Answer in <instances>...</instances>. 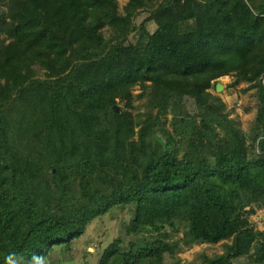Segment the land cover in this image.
<instances>
[{
	"label": "trees",
	"instance_id": "1",
	"mask_svg": "<svg viewBox=\"0 0 264 264\" xmlns=\"http://www.w3.org/2000/svg\"><path fill=\"white\" fill-rule=\"evenodd\" d=\"M227 75L257 90L249 143L209 91ZM262 76L264 0H127L122 12L118 0H0V264H49L115 207L128 240L98 264H164L180 246L220 241L203 264H264V230L247 217L264 206ZM136 86L153 117L118 107ZM168 111L159 152L153 127Z\"/></svg>",
	"mask_w": 264,
	"mask_h": 264
},
{
	"label": "rangeland",
	"instance_id": "2",
	"mask_svg": "<svg viewBox=\"0 0 264 264\" xmlns=\"http://www.w3.org/2000/svg\"><path fill=\"white\" fill-rule=\"evenodd\" d=\"M127 0H118L119 11L122 12V7ZM147 12H141L134 19L135 31L128 38V41L135 42L138 37V27L146 19ZM144 26L148 31L153 32L156 25L153 21H146ZM104 35L107 37L109 32L104 30ZM235 75H227L218 78L209 91L218 96L224 103L225 108L223 114L227 118L234 121L235 124L246 134L247 142L249 143V132L255 125V117L258 109L257 90L250 86L247 81H235ZM264 84V76L261 78ZM221 84L219 89H216V84ZM131 106H124L123 102H118V107L130 112L131 117L136 120H145L148 117H153L157 113V109L151 110V101H148L149 94L142 92L141 88L136 86L132 89ZM181 107L184 112L193 117H197L196 105L192 98L185 97L181 100ZM172 113L166 112L159 119V124L153 127L152 144L153 147L161 152L167 139V132L172 131L171 127ZM137 129V128H136ZM175 145L180 146L179 137H175ZM181 143V142H180ZM183 152V148L179 149V155ZM125 213L123 207H115L107 214L94 218L85 228L84 233L78 238L69 242L68 245H58L50 252L47 262L49 264H98L104 249L117 237L128 240L125 235L123 225L119 227V222ZM250 224L258 230H264V206H254L252 212L247 213ZM177 237H175L176 239ZM220 241L215 244L210 243H194L189 246H180L175 249L173 254H164V264H203L202 257H212L221 254L224 251L223 243ZM233 264H261L249 261V258H236L232 260ZM108 264H116L111 260Z\"/></svg>",
	"mask_w": 264,
	"mask_h": 264
},
{
	"label": "water",
	"instance_id": "3",
	"mask_svg": "<svg viewBox=\"0 0 264 264\" xmlns=\"http://www.w3.org/2000/svg\"><path fill=\"white\" fill-rule=\"evenodd\" d=\"M219 87H221V84L217 83L216 84V89H219Z\"/></svg>",
	"mask_w": 264,
	"mask_h": 264
},
{
	"label": "bare ground",
	"instance_id": "4",
	"mask_svg": "<svg viewBox=\"0 0 264 264\" xmlns=\"http://www.w3.org/2000/svg\"><path fill=\"white\" fill-rule=\"evenodd\" d=\"M220 88V87H219Z\"/></svg>",
	"mask_w": 264,
	"mask_h": 264
}]
</instances>
